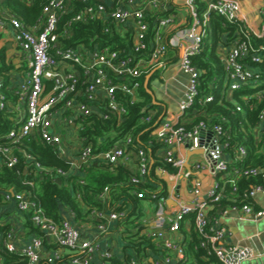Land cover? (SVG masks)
I'll return each mask as SVG.
<instances>
[{"label": "built area", "instance_id": "2783aa9c", "mask_svg": "<svg viewBox=\"0 0 264 264\" xmlns=\"http://www.w3.org/2000/svg\"><path fill=\"white\" fill-rule=\"evenodd\" d=\"M203 2L205 11L200 14L197 0H184L189 11L188 21L172 9L170 0H47L37 20L27 23L5 8L0 0V33L10 35L9 39L18 48L20 63L27 68L22 69L21 81L11 77L6 88L11 91L9 94L4 91L0 77V110L14 112L11 116L14 126L0 134V161L9 168L19 164L21 158L18 153L22 151L26 168L35 165L36 169L45 170L40 162L24 151L25 139L38 137L58 147L60 154L64 132H71L78 136L77 159L68 162V171L57 168L52 172L48 170L50 173L64 176L80 173L95 161L126 165L133 161L131 181L145 182L151 158L141 145L135 143L132 135L117 139L107 149L95 153L92 142L78 134L84 129L85 122L90 124L96 118L115 120L118 126L122 125L130 106L139 100L143 77L155 67L162 72L166 70L172 65L167 62L168 49L178 50L173 66L188 76L184 95L177 101L178 119L165 118L160 123L156 120L153 133L164 143L159 156L174 168L171 177L176 180L175 186L183 176L192 177L193 199L191 202L180 201L175 190L166 194H159V190L148 192L149 198L156 202L153 217H141L136 223L143 224L146 228L142 233L167 250L156 255L152 259L153 264H179L185 260L182 242L172 240L168 234L180 232L182 224L188 220L187 215L192 213L196 230L205 238L202 246L223 264H244L254 255L248 246L225 242L228 228L220 226L217 218L209 214L211 204L227 196L225 191L229 184L237 191L235 180L240 176L260 178L262 183L245 190V198L251 199V204L235 203L222 213L226 215L235 210L248 214L254 220L264 217V210L256 211L253 207L256 198L264 196V166L243 164L248 154L247 145L235 142L233 132L225 126V116L209 114L194 122L200 115L193 108L199 95L200 70L192 62V57L205 45L210 16L215 13L237 26L233 38L228 40L226 33L219 45L218 53L224 68L219 97L233 101L239 111L242 105L234 101L233 92L249 87L255 90L244 95L249 108L254 109L264 102V0H250V3H244L245 0ZM180 19L183 20L182 25L175 27ZM96 20L103 23L104 32H113L115 28L123 37L129 33L126 44H96L93 48L84 44H68L77 24ZM169 29L167 40L164 32ZM214 97L209 93L201 103L211 102ZM146 111L142 117L144 122H152L158 116L151 106ZM251 132L257 153L264 154V104ZM179 146H186L187 153L201 150L203 158L190 163L185 155H176L173 151ZM163 170L167 169L159 167L157 172ZM204 173L213 178V184L202 195L199 177ZM135 193L139 198L148 196L144 191ZM101 198L105 200L104 196ZM168 200L178 202L174 211L167 209ZM3 201L13 204L19 213L30 215L34 226L42 232V235H30L25 242L20 239L21 233L15 226L10 225L8 230L0 232V249L24 256V264H41L43 260L55 263L65 258L63 249H69L73 254L64 264H95L93 256L102 251V241L127 215L126 210L106 212L93 208L90 222L95 231L85 234L81 224L74 221L72 211H69V217L57 221L47 215L30 191L10 188L3 192ZM6 224L0 222L1 226ZM101 256L100 264H114L112 259L115 256L107 249ZM2 262L0 256V264ZM127 264L150 262L148 258L131 257Z\"/></svg>", "mask_w": 264, "mask_h": 264}, {"label": "trees", "instance_id": "16d2710c", "mask_svg": "<svg viewBox=\"0 0 264 264\" xmlns=\"http://www.w3.org/2000/svg\"><path fill=\"white\" fill-rule=\"evenodd\" d=\"M46 1L2 0L5 8L17 14L27 23H34L37 20ZM197 2L199 13L203 14L205 3L203 0H197ZM210 17L205 45L200 53L192 57L193 64L200 70L199 95L193 107L197 109L200 115L194 122L206 118L209 114L225 116L227 118L225 126L233 132L235 142L247 145L248 154L243 164L264 166V154L257 153L255 139L251 132V127L257 124V115L264 102L257 104L254 109H250L249 105L241 99V93L254 90L249 87L233 92L234 101L242 105V110H236L233 101L219 97L224 78V68L218 53V46L223 41L226 33H228V40L233 38L237 26L226 22L224 18L215 13H212ZM154 25L153 22L152 28ZM103 29V23L99 20L79 23L74 27V34L68 40V44L74 46L84 44L89 48L95 47L96 44L123 46L126 44L127 38L130 37L129 33H126L127 36H121L115 28L113 32H104ZM168 36L166 37L167 40ZM1 38L2 33H0V41ZM9 51L10 49L6 44L0 45V76L4 82V91L8 94L6 88L11 79L8 73L23 69V66L16 68L14 62L16 56L12 58ZM153 76L155 74L152 75V78ZM144 81L145 76L139 91V100L130 106L129 113L122 125L118 126L115 120L103 121L96 118L90 124L85 122L84 129L78 135L87 137V140L92 142L95 153L107 149L117 139L132 135L135 143L141 145L151 158V165L145 182L133 183L131 178L134 172L128 165L103 161L91 163L77 175L64 176L55 172L50 173L48 170H56L57 168L68 171L70 164L58 154V147L47 144L38 137L26 138L23 144L24 151L30 153L35 161L40 162L45 170L36 169L35 165L26 168L22 151L18 153L21 158L19 164L13 168L1 164L0 161V220L8 215L3 213V208L9 206L7 202L3 201V192L10 188L30 191L39 200L47 215L57 221L65 218V211L67 210L72 211L74 221L78 224L83 221H90V213L93 208L105 210L106 212L126 210L127 215L124 219L118 221V227L125 225L122 232L126 235L124 236L126 239L125 251L129 253L127 255L128 259L124 262V260L121 261L114 257L112 262L114 264H127L131 257L144 260L150 256L155 257V255L164 254L167 250L159 247L156 240L148 238L146 234L142 233V230L146 228L143 224L136 223L145 213L144 201L150 199L148 192H158L159 190L158 193L160 194L165 189V183L158 175V168L174 170L171 164H168L163 157L159 156V151L163 149L164 143L153 133L157 116L152 122L142 120V117L147 114L146 109L148 106H154L152 96L144 86ZM148 89H150V83H148ZM209 93L214 94V100L202 104V100ZM12 113L7 109L0 110V134L7 132L14 126L15 123L11 118ZM81 180H84V182H81ZM30 181L33 184H29ZM257 183H262V179L246 176L236 178L237 191H234L229 184L225 191L227 196L219 202L211 204L209 208L211 217L216 218L229 205L235 203L239 205L251 204L252 200L246 199L244 193L245 190L249 191ZM161 186H163L162 189ZM138 191H144L148 196L139 198L135 193ZM102 196L105 197V200L101 198ZM23 215L25 217V231H28L31 235H42L39 228L34 226L30 215L26 213ZM187 219L191 222V229L190 231L185 230L184 224H182L181 230L184 234L182 247L185 252V260L179 264H223L214 253L209 252L205 246H202L205 238L194 226V214L187 215ZM9 226L8 223L4 226L0 225V232L8 230ZM69 253L65 255V258L57 260L55 263L43 260L41 264H64L67 258L73 255L72 252ZM0 256L3 260L2 264H24L26 262L24 256L15 252H8L3 248L0 249Z\"/></svg>", "mask_w": 264, "mask_h": 264}, {"label": "crops", "instance_id": "0c3cea01", "mask_svg": "<svg viewBox=\"0 0 264 264\" xmlns=\"http://www.w3.org/2000/svg\"><path fill=\"white\" fill-rule=\"evenodd\" d=\"M171 1V7L172 9L183 15L186 20L189 21V11L186 7L184 0H170ZM244 3H250V0H245ZM183 18V17H182ZM183 20H178L175 27H178L179 24L182 25ZM168 33H170V29L165 31L164 34L168 36ZM10 35L6 33H2V38L0 41L1 44H7L8 42L12 41L9 39ZM13 47H16L13 45L9 48L12 49ZM219 49V46H218ZM16 56V57H15ZM19 51L18 49L15 50V52H12L11 57H15L16 61V68H19L23 66L24 70H27V68L20 63L19 59ZM14 58V59H15ZM178 58V50L175 48H169L168 49V64H172L171 66L167 67L166 70L162 72V69L159 67L153 68L151 71H153V74L155 76L150 77L149 83H150V90L152 92L151 96L154 95L155 101L153 100L152 96V104L154 106H151L158 112L157 121L158 123L162 122L163 119H178V105L177 101H179L183 95L184 91L187 85L188 76L183 73L182 71H179L177 67H174L173 65L177 61ZM160 72V74H159ZM150 73V72H149ZM152 74V75H153ZM159 74V75H158ZM7 75V74H6ZM9 76L14 77V79L18 82L22 80L23 77V71L20 70H14L12 72L8 73ZM1 77V76H0ZM155 77V79H154ZM2 78V77H1ZM146 78V77H145ZM9 93L11 91L8 90ZM14 114V112L12 113ZM63 136V147L61 149L60 155L63 159H65L68 162H71L73 160L77 159V145L78 140L75 134H72L71 132H64ZM186 146H179L177 148H173V151L176 153V155H185L187 159L191 162H194L198 159L203 158V154L201 153H187ZM122 163V162H121ZM124 164V163H123ZM132 170H134V162L131 161L128 165ZM189 169V168H187ZM186 169V171H188ZM171 170H163L159 171L158 175L163 179L165 183V189L164 194L167 192H173L175 190V193L178 194L180 201L184 200L185 202H191L193 199L192 196V177L190 176H183L179 182L178 186H175V181L171 177V173H173ZM79 173V172H78ZM78 173H74V175H77ZM202 182V195H204L211 185L213 184V178L209 174H202L200 177ZM163 186H161V189ZM202 197V196H200ZM177 201H172L171 203L167 204V209L170 211H174L177 207ZM254 210H264V196L259 195L256 200L253 203ZM156 207V202L153 199H146L144 201V210L145 213L142 215V217H153L154 209ZM3 213H7V216H4L0 222L8 223L11 226H15L18 229V232H20V239L25 242L29 236L31 235L28 233V231H25L24 226V215L22 213H19L17 209L14 207L13 204H9L8 208H3ZM70 213L69 211H65V217H69ZM141 218V217H140ZM218 224L220 226H225L229 230V235L225 238V242L232 243V244H240L243 246H248L252 248L254 255L246 260L244 264H264V217L254 220L251 216L248 214H243L242 211H235L230 210L226 215L223 213L219 214L217 217ZM82 228L85 231V234H93L95 231V227L93 223L90 221H83L80 223ZM121 229L114 228V231L105 238L102 241V251H99L93 256V261L95 264H100L101 261V255L103 253L104 249H107L111 254H113L117 259L125 262L127 261L129 254L128 251H125V244L126 239L124 238L125 233L121 231H124L125 225L120 226ZM185 230L190 231L191 229V222L188 219L187 222L184 223ZM168 237L172 240H179L183 241L184 234L182 230L178 233H169ZM51 247V245H50ZM65 255L70 254L69 252H64ZM156 256V255H155ZM154 257L150 256L149 262L152 263V259Z\"/></svg>", "mask_w": 264, "mask_h": 264}, {"label": "water", "instance_id": "95a60500", "mask_svg": "<svg viewBox=\"0 0 264 264\" xmlns=\"http://www.w3.org/2000/svg\"><path fill=\"white\" fill-rule=\"evenodd\" d=\"M6 45H7L8 48H10L12 46V43L11 42H8ZM152 74H153V71H151L150 73H148L146 75V78H145V81H144V86L147 88V90L149 91L150 94H152V92H151L150 89H148V83H149V80H150V77L152 76ZM152 96H153L154 102H156L154 95H152ZM192 153H201V150H198L196 152H189V154H192ZM186 167L187 168H190L188 160L186 162ZM168 203H171V200H168Z\"/></svg>", "mask_w": 264, "mask_h": 264}, {"label": "rangeland", "instance_id": "374dc122", "mask_svg": "<svg viewBox=\"0 0 264 264\" xmlns=\"http://www.w3.org/2000/svg\"><path fill=\"white\" fill-rule=\"evenodd\" d=\"M16 49H18V48H17V47H13L12 49H10V51H9V52H10V56H11L12 52H15ZM14 61H16V58L14 59ZM159 74H160V72H159ZM159 74H158V75H159ZM154 79H155V77H154ZM224 83H225V85L227 84V82H225V81H224ZM254 91H255V90H250V91H248V92L245 91V92L241 93V95H242L241 99H242V100H245L244 95H248V94H250V93H254ZM62 251H64V252H70L69 249H63Z\"/></svg>", "mask_w": 264, "mask_h": 264}]
</instances>
